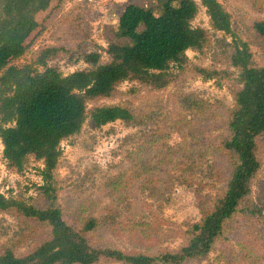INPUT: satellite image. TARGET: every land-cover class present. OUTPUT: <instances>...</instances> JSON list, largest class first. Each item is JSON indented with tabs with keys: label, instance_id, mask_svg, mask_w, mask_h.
<instances>
[{
	"label": "trees",
	"instance_id": "16d2710c",
	"mask_svg": "<svg viewBox=\"0 0 264 264\" xmlns=\"http://www.w3.org/2000/svg\"><path fill=\"white\" fill-rule=\"evenodd\" d=\"M199 1L211 30L232 35L230 16L217 0ZM63 2L0 0L2 158L6 169L18 175L30 160L41 165V184L34 185L32 201L0 193V214L12 217L19 228L12 244L0 245V264H202L211 254L224 264L264 263V202L253 198L264 166V65L255 64L249 44L235 40L221 66L192 63L186 53L203 56L210 37L207 29L191 26L198 12L194 0L127 4L107 40L105 58L84 53L89 68L63 75L48 62L70 54L71 46H42L30 53L31 44H24L37 29L32 41L47 30ZM252 30L255 42L264 44V17L252 23ZM2 56L26 61L6 64ZM189 77L218 87L227 84L231 105L189 102L195 119L173 124L180 141L163 151L168 133L153 132L138 149L137 173L110 177L102 196L111 206L127 202L135 214L144 215L151 206L142 194L161 201L169 193L168 165L179 181L194 178L206 166L210 192L199 203L198 220L179 230L177 246L124 250L112 241L116 226L88 214L83 204L72 211L60 203V146L86 123L100 128L117 121L154 122L152 109L135 108L133 99L117 105L100 102L163 91ZM122 83L131 85L128 91L121 90ZM257 195L264 201V192ZM141 235L150 238L151 233L142 229Z\"/></svg>",
	"mask_w": 264,
	"mask_h": 264
},
{
	"label": "rangeland",
	"instance_id": "374dc122",
	"mask_svg": "<svg viewBox=\"0 0 264 264\" xmlns=\"http://www.w3.org/2000/svg\"><path fill=\"white\" fill-rule=\"evenodd\" d=\"M153 0H64L57 16L52 20L47 30L32 41L37 29L25 42L31 44V50L42 46L64 44L70 48V54L48 62L63 75L89 68L83 55L96 52L105 58L103 50L107 40L112 37L117 17L127 4L148 6ZM198 6L196 17L191 23L193 28H204L209 31V41L205 46L203 56L192 51L186 53L189 62L203 66L223 65V54H226L235 40L248 43L254 54L256 65H264V44L259 45L252 33V23L264 17V0H217L229 14L232 35L211 30L208 17L199 0H194ZM55 2H51V6ZM45 14H48L46 12ZM29 56V55H27ZM21 61H11L2 56L1 62L21 64ZM131 87L129 83H122L123 92ZM57 91L52 92L53 98ZM133 99L135 108L152 109L149 116L154 122L144 124L137 120L132 124L120 121L107 124L100 128H92L86 123L81 132L61 144L62 156L58 170L59 201L64 207L72 211L85 205L87 213H95L99 217L117 227V233L111 235L120 248L124 250H141L151 252L160 246L175 247L179 244V230L184 224L198 220L200 216L199 203L210 192L207 167L200 166L194 172V178L179 181L171 175V165L166 172L170 180L169 193L161 201L150 198L151 194H142L141 198L151 206V210L144 215L134 213L128 203L109 204V200L102 196V188L110 177L134 171L137 173L138 149L146 141L151 140L153 132L168 133L167 141L161 143L163 151L180 141V131H176L174 122H184L195 119L189 108V102H219L226 106L231 105L229 86L220 87L213 82H204L200 78L189 77L182 83L170 85L159 92H140L136 97L114 98L102 100L100 105H117ZM51 106V102L48 103ZM146 111V112H147ZM145 112V114H146ZM185 123V122H184ZM183 124V123H182ZM174 130V131H173ZM160 145V146H161ZM156 153L151 154V159ZM41 165L30 160L21 174L9 172L2 158L0 144V193L5 197L21 198L28 202L35 198L34 185L41 184L39 169ZM264 183V166L254 185V200L257 204L263 201L258 199L257 192H264L261 186ZM90 202H94L91 205ZM69 204V205H68ZM161 226L162 231L156 233L155 228ZM150 232V238H143L141 230ZM19 228L15 220L5 214H0V245H9L15 241ZM163 235V237H161ZM211 254L202 264H224ZM233 264H240L234 260ZM246 264H252L250 261ZM254 264H264L254 261Z\"/></svg>",
	"mask_w": 264,
	"mask_h": 264
}]
</instances>
